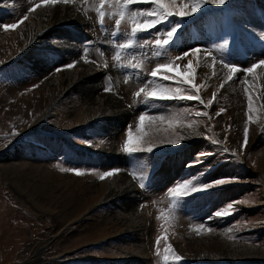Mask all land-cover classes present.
<instances>
[{"label": "rangeland", "instance_id": "374dc122", "mask_svg": "<svg viewBox=\"0 0 264 264\" xmlns=\"http://www.w3.org/2000/svg\"><path fill=\"white\" fill-rule=\"evenodd\" d=\"M228 1L223 6L230 14L221 11L216 20L208 15L207 30H201V13L222 6L205 4L186 17L172 15L133 36L132 13L144 21L157 9L152 0L127 6L123 0H0V264H264V86L251 87L250 75L242 71L264 59V50L256 47L246 56L233 44L237 34L243 42L264 43V1L256 4L254 19L239 27L232 22L247 0ZM165 3L178 7L191 0ZM49 13L66 27L43 36L39 30ZM217 22L238 29L215 35ZM13 23L14 29L3 27ZM176 24L181 27L169 44L156 46ZM129 39L131 47H118ZM28 48L30 56L21 57ZM195 48L200 51L192 56ZM189 59L202 99L213 100L209 108L135 96L145 85L180 86L163 79L166 70L156 78L150 72L172 61L178 67L168 71L182 79ZM221 61L240 64L239 75L225 79ZM70 75L79 78L73 83ZM85 79L96 82L93 94L65 96L67 83L71 88ZM246 87L253 97L251 122ZM236 95L249 128L246 145V123L236 124L231 116ZM116 102L127 118L120 119ZM197 111H208L211 119L193 118ZM141 113L167 118L162 124L145 121V139H155L157 147L126 153L127 130L131 126L135 134ZM169 119L179 123L169 126ZM169 127L178 133L176 145L161 142ZM225 177L238 179L182 192L177 206L168 191L184 180L206 185ZM122 179L130 185V203L106 200L113 188L124 190ZM228 203L233 211L212 220Z\"/></svg>", "mask_w": 264, "mask_h": 264}, {"label": "snow or ice", "instance_id": "6c2138e0", "mask_svg": "<svg viewBox=\"0 0 264 264\" xmlns=\"http://www.w3.org/2000/svg\"><path fill=\"white\" fill-rule=\"evenodd\" d=\"M59 0H42V3L44 4H56ZM64 4L70 3V0H62ZM124 5H130L135 2V0H123ZM226 0H191V3H184L180 6H176L174 4H166L165 0H152V3L157 5V9L153 10L152 12L148 13V18L144 21H137L136 17L138 13H132V27H131V33L133 36H135L136 33L140 31H146L153 27H155L157 24L161 22V20H167L168 17L175 15L177 17L183 18L190 14L195 13L199 8L203 7L205 4H212L216 6H223L225 4ZM40 5L37 4L36 7H39ZM31 10V9H30ZM123 10L121 11V15H123ZM101 16H103V13H101ZM24 19H27L25 16ZM120 20H116V25H120ZM3 27L5 29L8 28H16V24H4ZM181 27V25L176 24L174 27L171 28L167 32V38L163 39H156L155 45L163 48L165 45H168L169 42L172 40L173 35L177 32V30ZM134 41L132 39L127 40L123 44H119V48H127L131 47L133 45ZM226 41L221 45V47L226 46ZM200 51L199 48H195L191 50V55L196 56V54ZM85 52H87V49H85ZM189 52L183 53V57H188ZM182 57L178 56L175 59L179 60ZM116 59L119 60L120 56L119 53L116 56ZM215 58H213V63H215ZM74 63V62H73ZM223 69L226 70L225 72V79L232 80L233 74L237 73L238 67L237 65H230L223 63ZM264 65V59H259L257 62L252 63L250 66L243 68L242 71L245 74H252L254 73V70L258 67ZM67 68H72L73 64L66 65ZM132 67H139V65L133 64ZM178 67L176 63H173L172 61H169L168 63L163 64H157L154 69L151 70L150 76L155 78L158 76V74H161L162 70H175ZM60 69L57 68V71ZM185 71L188 73L185 78H179L172 74H170L169 71L163 72V79L165 81H174L178 80L179 85L177 87H170V86H163V85H156L149 87V85H145L143 87H140L139 90L135 93L136 97H140L143 94L144 100H151L153 98L160 99V100H187V101H196L199 104L203 105L205 109L209 108L213 104L212 99H208L206 102L202 99L200 95V87L193 82V74L195 73L196 69L193 67V61L192 59L188 60L187 65H185ZM242 83L247 84V79L243 80ZM105 91H109V89H105ZM245 92L248 93V101H247V107H248V121L251 122L252 120V113L254 111L253 109V97L251 95V92L249 91V88H245ZM196 116H205L209 117L211 119V116L208 111H197L195 113ZM167 118L163 115L158 116H149L147 113H141L138 117V122L136 123V132L135 134L132 131L131 126L127 130V139L124 141L123 149L126 153H137V152H146L150 153L153 151L154 148L157 147V143L155 139L147 138L145 139V134L143 132L145 121L150 122H157L158 124L164 123V121ZM174 123H179V121H173L168 120L169 126L173 125ZM195 124V121H190L187 125L189 129H193V125ZM164 131L169 133V136L167 138H163L161 142L168 143L171 145H176L179 143V139L174 138L178 136V133H175L174 129L171 127L164 129ZM197 135H202V133H196ZM243 143L244 145L248 142L249 137V128L247 123L244 126L243 129ZM213 143H218L215 139L212 141ZM243 146V145H242ZM224 151H227V149H224ZM71 171L75 172L77 175H80L81 172L79 169H71ZM119 169H115L112 171H105L100 176V179L103 180L105 177L113 175V172H118ZM144 177L141 175V180L143 181ZM232 179H238V177H225L215 180L214 182L206 185H195L193 184L192 180H184L181 183H177L175 187L169 188L168 191L172 196L173 204L177 206L179 200L175 199V197H178L182 192L187 195L189 193H194L201 190H207L209 188H212L213 185H223L227 180ZM141 187H144V184L141 183ZM233 211V205L232 203H228L227 207L223 210H219L215 213V216L217 217H223L225 215L230 214ZM204 225L200 224L197 228V231H199L200 228H203ZM211 230V229H208ZM171 251V248L165 249V256L164 259L168 260L167 253ZM177 261H179L181 258L179 256L174 257Z\"/></svg>", "mask_w": 264, "mask_h": 264}, {"label": "bare ground", "instance_id": "6f19581e", "mask_svg": "<svg viewBox=\"0 0 264 264\" xmlns=\"http://www.w3.org/2000/svg\"><path fill=\"white\" fill-rule=\"evenodd\" d=\"M51 13L48 14V18L46 19V21L44 22L43 26L40 28L39 32L42 33V35L44 36L45 34H47V32L49 31H53V30H58V29H64L66 27L65 23L62 22L61 20H59L58 16H53V18L50 20ZM50 20V21H49ZM49 21V22H48ZM68 27V26H67ZM47 29V30H46ZM32 49L28 48L24 51V53H22L21 57H26L28 58L30 56L29 52ZM252 64V63H251ZM242 69V68H240ZM234 75H239V73H235ZM251 77V87L252 84H256L258 87L262 88L264 86V68H258L257 72L255 74H249ZM68 77V76H67ZM210 77V76H209ZM71 79V81L73 80V83L76 82L78 80V76L77 77H72L71 75L68 77ZM207 78V77H206ZM212 79V78H211ZM63 82V81H62ZM248 82V81H247ZM96 86V82H93L92 80L89 79H85L84 81L76 84L75 86H72L71 88L69 87L68 83L65 85L64 87V92L66 91V89L68 88L67 93L65 94V96L67 97L68 95L72 94V93H76V92H86L89 93V91L93 94V90ZM236 85L233 86L234 89H236ZM233 89V90H234ZM237 91V90H236ZM233 98V99H232ZM230 99V103L232 102V106L235 108L233 111H231V116H234V121L236 124L239 125H244V123H246L245 118H246V114L243 111V115L241 114V109L239 108L240 106V98L238 95L233 96ZM264 101V100H263ZM116 109L119 110L120 113V119H125L127 118V116L125 115V112L122 111L121 112V108L118 105V103L116 102L115 104ZM233 113V114H232ZM130 114V113H129ZM122 181V185H125L124 190L122 189H117L115 190L114 188L111 190L109 197L106 200H110V201H123L126 203H130L128 200H130V196H129V191L130 189V185L127 181L125 180H121ZM117 187V186H116ZM132 188V187H131ZM128 199V200H127Z\"/></svg>", "mask_w": 264, "mask_h": 264}]
</instances>
